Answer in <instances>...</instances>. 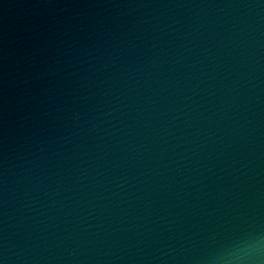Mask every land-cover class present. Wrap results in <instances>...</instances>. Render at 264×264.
<instances>
[{
	"label": "water",
	"instance_id": "obj_1",
	"mask_svg": "<svg viewBox=\"0 0 264 264\" xmlns=\"http://www.w3.org/2000/svg\"><path fill=\"white\" fill-rule=\"evenodd\" d=\"M0 264H264V0H0Z\"/></svg>",
	"mask_w": 264,
	"mask_h": 264
}]
</instances>
